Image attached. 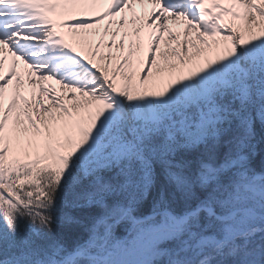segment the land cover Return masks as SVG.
<instances>
[{"label": "snow or ice", "instance_id": "1", "mask_svg": "<svg viewBox=\"0 0 264 264\" xmlns=\"http://www.w3.org/2000/svg\"><path fill=\"white\" fill-rule=\"evenodd\" d=\"M104 3L0 0V264H264V0Z\"/></svg>", "mask_w": 264, "mask_h": 264}, {"label": "bare ground", "instance_id": "2", "mask_svg": "<svg viewBox=\"0 0 264 264\" xmlns=\"http://www.w3.org/2000/svg\"><path fill=\"white\" fill-rule=\"evenodd\" d=\"M106 3H107V0H105V3L104 4H101L96 10L97 11L103 10V8L106 7ZM144 11H145L144 8L140 7L139 5L136 6V14L137 15H142L144 13ZM126 18L130 20L131 19V13L127 14V17ZM128 27L131 28L132 27V24H129Z\"/></svg>", "mask_w": 264, "mask_h": 264}]
</instances>
